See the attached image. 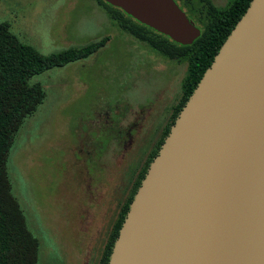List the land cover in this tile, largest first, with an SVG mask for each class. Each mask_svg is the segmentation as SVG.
I'll return each instance as SVG.
<instances>
[{
	"label": "rangeland",
	"instance_id": "374dc122",
	"mask_svg": "<svg viewBox=\"0 0 264 264\" xmlns=\"http://www.w3.org/2000/svg\"><path fill=\"white\" fill-rule=\"evenodd\" d=\"M112 12L98 0H0V23L43 55L108 39L87 59L29 80L44 98L17 132L7 169L39 264L99 263L181 98L186 65L136 40Z\"/></svg>",
	"mask_w": 264,
	"mask_h": 264
},
{
	"label": "water",
	"instance_id": "95a60500",
	"mask_svg": "<svg viewBox=\"0 0 264 264\" xmlns=\"http://www.w3.org/2000/svg\"><path fill=\"white\" fill-rule=\"evenodd\" d=\"M180 45L174 0H104ZM107 264H264V0H252L170 126Z\"/></svg>",
	"mask_w": 264,
	"mask_h": 264
},
{
	"label": "trees",
	"instance_id": "16d2710c",
	"mask_svg": "<svg viewBox=\"0 0 264 264\" xmlns=\"http://www.w3.org/2000/svg\"><path fill=\"white\" fill-rule=\"evenodd\" d=\"M175 1L181 9H186L188 13L194 11V15L198 16L200 27H197L200 29V36L191 45L175 43L167 36L134 20L121 9L109 5L104 0H98L100 4L115 11L112 12L113 16L120 17L118 20L121 27L136 40L146 44L166 59L178 65H186L180 101L174 107L170 122L149 154L144 167L138 173L131 194L121 207L98 264H107L129 204L150 162L157 155L170 126L174 123L203 73L211 65L220 47L252 0H232L224 8H217L211 0H198V6H195L196 0ZM119 13L128 17L133 23L122 19ZM107 41L108 39L105 38L82 48H70L46 56L34 47L20 42L11 33L8 24L0 23V264H39L37 240L29 233L19 204L11 193L7 169L9 153L17 132L24 121L37 110L44 98L42 87L39 84H31L29 80L49 69L85 60L105 46Z\"/></svg>",
	"mask_w": 264,
	"mask_h": 264
},
{
	"label": "flooded vegetation",
	"instance_id": "af4514ba",
	"mask_svg": "<svg viewBox=\"0 0 264 264\" xmlns=\"http://www.w3.org/2000/svg\"><path fill=\"white\" fill-rule=\"evenodd\" d=\"M175 1V0H174ZM176 2V1H175ZM178 4V3H177ZM179 5V4H178Z\"/></svg>",
	"mask_w": 264,
	"mask_h": 264
}]
</instances>
